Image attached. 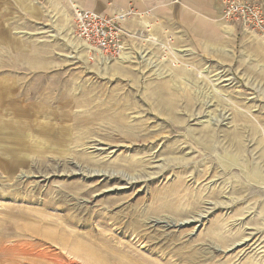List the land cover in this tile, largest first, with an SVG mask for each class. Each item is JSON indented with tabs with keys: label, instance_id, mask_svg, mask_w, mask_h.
Returning <instances> with one entry per match:
<instances>
[{
	"label": "rangeland",
	"instance_id": "374dc122",
	"mask_svg": "<svg viewBox=\"0 0 264 264\" xmlns=\"http://www.w3.org/2000/svg\"><path fill=\"white\" fill-rule=\"evenodd\" d=\"M131 4L99 5L133 35L107 58L73 8L25 24L0 0V87L23 92L0 108L42 112L0 169V264H264V30L196 51Z\"/></svg>",
	"mask_w": 264,
	"mask_h": 264
},
{
	"label": "crops",
	"instance_id": "0c3cea01",
	"mask_svg": "<svg viewBox=\"0 0 264 264\" xmlns=\"http://www.w3.org/2000/svg\"><path fill=\"white\" fill-rule=\"evenodd\" d=\"M6 1V0H5ZM19 5L18 9L21 12H25L23 15L25 24L33 23H51L52 26L59 24V19H53L52 13L55 15L60 14L63 11H72L74 6H78L82 9L94 10L102 13L99 7L106 0H11ZM133 10L138 12H148L152 18H161L168 25L173 28V32H178L177 39H182L180 32H184L190 41V44L196 51L202 50L203 52L209 51L206 47L210 42H216L217 40H223L225 37H233L237 35V30L233 27L224 24L221 19L223 4L222 0H130ZM106 5H112V2H107ZM117 7L119 2L113 4ZM109 7V6H108ZM121 7V6H120ZM99 9V11H98ZM103 14V13H102ZM33 21V22H32ZM24 24V23H23ZM73 24V22H72ZM177 30V31H176ZM75 32V31H74ZM176 37V36H175ZM184 37V36H183ZM185 38V37H184ZM185 41V40H183ZM39 55L34 54L31 56H25L24 60H29L31 66H37L40 62ZM21 75V73H18ZM20 85L25 82L24 73L16 78ZM1 85V84H0ZM22 94V90L15 84H9L4 87H0V104L4 105L8 97L11 96V102H15L16 95ZM10 96H9V95ZM8 95V96H7ZM41 98V97H40ZM10 99V98H9ZM23 99H28L24 96ZM42 101V100H41ZM41 105L25 104L21 108L11 107V104L2 110L0 108V169H5V166L10 161V157L19 155V151L29 149V146L37 144L31 141L33 137V126H36V122L40 121ZM35 107V108H34ZM38 109V110H37ZM6 111V114L2 112ZM37 111V112H36ZM51 120L52 115H46ZM57 119L65 120L69 119V114L53 115ZM43 127V126H42ZM33 128V129H32ZM50 137L59 138V132ZM34 132H38L36 129ZM31 133V134H30ZM39 133V132H38ZM44 134V132H42ZM45 135V134H44ZM16 140V141H12ZM37 147V145H36Z\"/></svg>",
	"mask_w": 264,
	"mask_h": 264
},
{
	"label": "built area",
	"instance_id": "2783aa9c",
	"mask_svg": "<svg viewBox=\"0 0 264 264\" xmlns=\"http://www.w3.org/2000/svg\"><path fill=\"white\" fill-rule=\"evenodd\" d=\"M221 19L243 33L264 30V12L259 0H222ZM121 16H108L94 10L73 7L76 36L97 54L107 58L122 57L129 53L127 37L133 36L121 24Z\"/></svg>",
	"mask_w": 264,
	"mask_h": 264
},
{
	"label": "bare ground",
	"instance_id": "6f19581e",
	"mask_svg": "<svg viewBox=\"0 0 264 264\" xmlns=\"http://www.w3.org/2000/svg\"><path fill=\"white\" fill-rule=\"evenodd\" d=\"M121 16H123V15H121ZM125 55H126V54H125ZM122 57H124V55H123ZM122 57H120V58H122ZM163 102H164V101H163ZM159 103H160V102H159ZM161 104H162V103H161ZM165 104H166V103H165ZM165 104H164V105H165ZM159 105H160V104H159ZM159 105H158V107H160ZM162 108L165 109V110H167V112H170L169 110H170L171 107L169 108V107H167V106H164V107H162ZM167 224H168V223H167ZM83 250H84V248H83ZM88 250H89V249H88ZM88 250H87V251H88ZM107 252H108V251H107ZM115 253H116V252H115ZM100 254H101V253H99V252L97 253V255H99V256H100ZM106 254H107V253H106ZM76 256H77V255H76ZM84 256H85V255H84ZM108 256H109V255H108ZM112 257H113V256H112ZM85 258H87V260H89V261H91V262H96L97 260H99V257H97V256H95V255H94L93 257H86V256H85ZM90 258H91V259H90ZM100 258H101V257H100ZM104 258H105V257H104ZM104 258H103V259H104ZM101 261H104V260H100L99 262H101Z\"/></svg>",
	"mask_w": 264,
	"mask_h": 264
}]
</instances>
